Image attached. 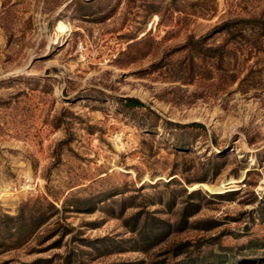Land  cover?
<instances>
[{"label": "rangeland", "instance_id": "1", "mask_svg": "<svg viewBox=\"0 0 264 264\" xmlns=\"http://www.w3.org/2000/svg\"><path fill=\"white\" fill-rule=\"evenodd\" d=\"M0 264H264V0H0Z\"/></svg>", "mask_w": 264, "mask_h": 264}, {"label": "trees", "instance_id": "2", "mask_svg": "<svg viewBox=\"0 0 264 264\" xmlns=\"http://www.w3.org/2000/svg\"><path fill=\"white\" fill-rule=\"evenodd\" d=\"M123 101L130 108H136V107H142V106H144V104L142 102H140L139 100H137L135 98H125ZM193 125L199 126L200 124H193Z\"/></svg>", "mask_w": 264, "mask_h": 264}]
</instances>
